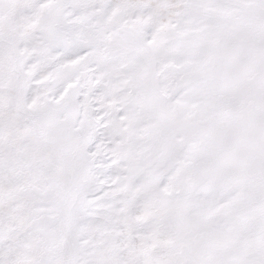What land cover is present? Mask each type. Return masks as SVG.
Listing matches in <instances>:
<instances>
[{"label": "snow or ice", "instance_id": "1", "mask_svg": "<svg viewBox=\"0 0 264 264\" xmlns=\"http://www.w3.org/2000/svg\"><path fill=\"white\" fill-rule=\"evenodd\" d=\"M0 264H264V0H0Z\"/></svg>", "mask_w": 264, "mask_h": 264}]
</instances>
